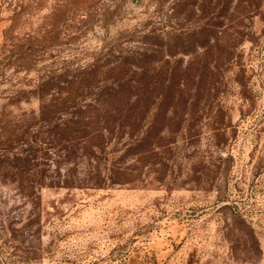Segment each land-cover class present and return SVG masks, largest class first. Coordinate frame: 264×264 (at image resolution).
I'll return each instance as SVG.
<instances>
[{
  "label": "rangeland",
  "instance_id": "1",
  "mask_svg": "<svg viewBox=\"0 0 264 264\" xmlns=\"http://www.w3.org/2000/svg\"><path fill=\"white\" fill-rule=\"evenodd\" d=\"M216 2L227 0H0V264H264L258 15L240 18L239 37L221 42L234 47L237 60L224 66L214 95L223 133L211 140L208 113L198 112L193 129L201 136L189 145L178 140L176 165L162 167V181L150 171L143 184L68 188L43 177L26 194L18 180L34 177L11 166L32 133L38 81L63 86L99 53L189 51V35L210 22ZM82 82L74 83L72 96Z\"/></svg>",
  "mask_w": 264,
  "mask_h": 264
},
{
  "label": "trees",
  "instance_id": "2",
  "mask_svg": "<svg viewBox=\"0 0 264 264\" xmlns=\"http://www.w3.org/2000/svg\"><path fill=\"white\" fill-rule=\"evenodd\" d=\"M231 1L216 2L210 22L192 30L189 51L99 53L63 86L45 88L38 81L32 133L19 143L18 164H11L16 173L34 177L20 178V189L35 193L43 177L56 187L133 186L143 184L150 171L160 182L162 167L176 165L178 140L189 145L201 136L193 129L198 112L208 113L204 124L211 140L222 134L225 128L215 117L221 104L214 95L225 79L224 66L237 60L229 51L234 47L221 42L239 37L240 18L258 15L264 22V0ZM237 75L232 79L241 86ZM76 81L82 82L81 93L72 96ZM30 157L35 162L27 165Z\"/></svg>",
  "mask_w": 264,
  "mask_h": 264
}]
</instances>
